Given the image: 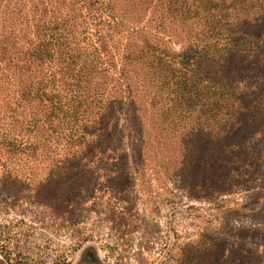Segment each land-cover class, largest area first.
Here are the masks:
<instances>
[{
    "label": "rangeland",
    "instance_id": "1",
    "mask_svg": "<svg viewBox=\"0 0 264 264\" xmlns=\"http://www.w3.org/2000/svg\"><path fill=\"white\" fill-rule=\"evenodd\" d=\"M145 9L143 0H0V264H264V60L250 67L254 102L228 144L200 130V98L192 121L174 127L170 68L159 92L133 58L157 48L195 89L196 66L172 58L195 29L182 19L156 30ZM111 11L120 26L108 25ZM36 67L54 74L42 104ZM79 73L115 80L89 94L92 110L77 121ZM127 90L125 123L129 108L116 99Z\"/></svg>",
    "mask_w": 264,
    "mask_h": 264
},
{
    "label": "trees",
    "instance_id": "2",
    "mask_svg": "<svg viewBox=\"0 0 264 264\" xmlns=\"http://www.w3.org/2000/svg\"><path fill=\"white\" fill-rule=\"evenodd\" d=\"M145 1H147L145 11L151 9V13L158 16V19L153 20L156 21V30L162 29L167 22H171L176 27L178 22H182V19L191 22L195 29L194 35L189 38L191 41L187 45L184 44L181 52L172 58L179 60L184 54V58L196 66L198 74V82L194 86L196 88L192 89L193 86L190 87L187 82H180L181 73L178 71L176 73L175 70L171 71V67L162 63V55L157 48L151 51V55L148 56L149 60L133 58V62L140 61L148 75L157 79L159 92L170 86V82L167 81V72L170 68L172 82L175 85L179 84L177 89L170 94L176 93L175 107L178 106L181 110L179 119L173 121L174 127L180 126L184 120L192 121L198 113L193 109L191 102L200 98V105L203 109L201 116H205L204 121L199 122V125L203 126L200 130L205 133L204 135H209L214 139L213 141L228 144L234 136V128L244 124L245 116L254 102L252 94L248 92L253 87L250 82L252 70L250 67L263 66L261 62L264 60V0H143V2ZM141 22H143L141 18L134 21L138 24ZM121 23L111 11V15L108 16V25L118 27ZM35 51L40 55L37 49ZM137 53L139 52L134 50L133 54ZM30 58L33 61L34 58L32 56ZM156 60L158 61L156 62ZM178 60L174 61L177 66L181 65ZM151 70L153 71L151 72ZM45 71L49 73L44 74L38 67L33 68L30 78L32 82L35 81V84L32 83L34 84L33 88L41 92L40 104L44 102L43 98H48L44 91L52 83V81L44 80L46 77L52 79L54 76L50 71ZM126 73L123 69L122 75ZM79 76L80 78L75 81L77 88L73 100L76 103L73 105V112L76 113L73 118L77 121L83 113L92 110V103L89 99L91 95L89 94L102 95L101 93L109 88V83H113L115 80V78L103 77L100 81V79L85 77L80 73ZM121 79L120 76L118 81ZM172 86L176 88L174 85ZM128 90L131 89L128 88ZM128 90L126 101L116 99L122 105L118 107L119 109L129 108L124 113L127 116L125 123L129 122L130 115L128 113L133 104L131 91ZM51 95L54 96L53 93ZM183 99L186 100L187 106L182 104ZM46 100L50 101L51 99ZM116 100L111 101L112 109ZM223 110L226 113H223ZM104 111L105 107L100 106L101 121L105 119ZM193 114L195 115L193 116ZM120 118L117 119L115 127H119ZM209 122L213 125L211 128ZM206 125L209 128L204 127ZM194 130L193 127L190 129L191 132ZM223 162L225 161H220V164Z\"/></svg>",
    "mask_w": 264,
    "mask_h": 264
}]
</instances>
